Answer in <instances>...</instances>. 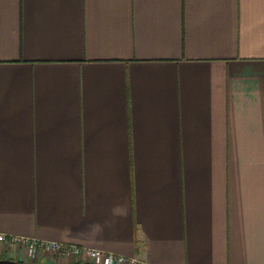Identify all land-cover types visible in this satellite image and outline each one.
I'll return each instance as SVG.
<instances>
[{"label":"crops","instance_id":"crops-1","mask_svg":"<svg viewBox=\"0 0 264 264\" xmlns=\"http://www.w3.org/2000/svg\"><path fill=\"white\" fill-rule=\"evenodd\" d=\"M0 233L264 264V0H0Z\"/></svg>","mask_w":264,"mask_h":264},{"label":"built area","instance_id":"built-area-1","mask_svg":"<svg viewBox=\"0 0 264 264\" xmlns=\"http://www.w3.org/2000/svg\"><path fill=\"white\" fill-rule=\"evenodd\" d=\"M11 243L18 249L19 262L35 264L46 257L53 264H149L136 257L105 252L99 249L79 247L57 241L10 236L0 233V244Z\"/></svg>","mask_w":264,"mask_h":264},{"label":"water","instance_id":"water-1","mask_svg":"<svg viewBox=\"0 0 264 264\" xmlns=\"http://www.w3.org/2000/svg\"><path fill=\"white\" fill-rule=\"evenodd\" d=\"M0 264H23V263L11 259H0Z\"/></svg>","mask_w":264,"mask_h":264},{"label":"rangeland","instance_id":"rangeland-1","mask_svg":"<svg viewBox=\"0 0 264 264\" xmlns=\"http://www.w3.org/2000/svg\"><path fill=\"white\" fill-rule=\"evenodd\" d=\"M35 264H40V263H35Z\"/></svg>","mask_w":264,"mask_h":264}]
</instances>
